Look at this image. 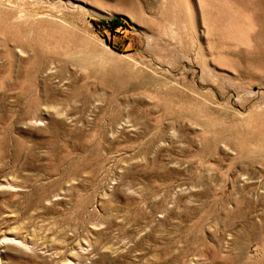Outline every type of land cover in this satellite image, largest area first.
<instances>
[{
  "label": "rangeland",
  "instance_id": "1",
  "mask_svg": "<svg viewBox=\"0 0 264 264\" xmlns=\"http://www.w3.org/2000/svg\"><path fill=\"white\" fill-rule=\"evenodd\" d=\"M0 264H264V0H0Z\"/></svg>",
  "mask_w": 264,
  "mask_h": 264
},
{
  "label": "bare ground",
  "instance_id": "2",
  "mask_svg": "<svg viewBox=\"0 0 264 264\" xmlns=\"http://www.w3.org/2000/svg\"><path fill=\"white\" fill-rule=\"evenodd\" d=\"M11 242H15L16 240L15 239H9Z\"/></svg>",
  "mask_w": 264,
  "mask_h": 264
}]
</instances>
